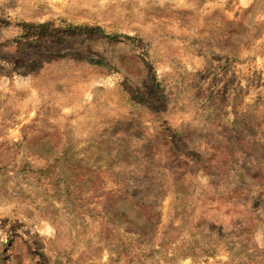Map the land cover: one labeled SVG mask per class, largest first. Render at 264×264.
<instances>
[{
	"label": "rangeland",
	"instance_id": "1",
	"mask_svg": "<svg viewBox=\"0 0 264 264\" xmlns=\"http://www.w3.org/2000/svg\"><path fill=\"white\" fill-rule=\"evenodd\" d=\"M0 23V264H264V0H0ZM43 51L89 60L19 72ZM146 175L150 233L118 182Z\"/></svg>",
	"mask_w": 264,
	"mask_h": 264
},
{
	"label": "trees",
	"instance_id": "2",
	"mask_svg": "<svg viewBox=\"0 0 264 264\" xmlns=\"http://www.w3.org/2000/svg\"><path fill=\"white\" fill-rule=\"evenodd\" d=\"M67 26H68V28H70V27L82 28V25L68 24ZM92 27H94V26H92ZM31 28L35 29L36 31L44 29V30H47V31H49L51 33L55 32V25L52 22H43V23H39V24L25 23L22 26V29H21L22 33L17 38L18 42H16V43H19L21 41L24 42L26 40H32V41H35V43L39 42L37 40V37L34 34H32V32L30 31ZM94 29H100V28L99 27H94ZM100 32H101V34H103V35H105V36H107L108 38H111V39L118 37L117 35L106 34L103 30H100ZM70 38H72V37H67V39H70ZM7 47H9V44L0 43V49L7 48ZM65 57L72 58V59H75V60H81V61L89 60V59H87V57L76 56L72 52H69V51H67V52H65L63 54L54 53V52L49 53L48 51H43V52L40 53V55L29 54V55H27V56H25L23 58L18 57L16 59V62H20V61L21 62H25L26 61L27 65L24 66V71H19L21 74H25L26 75V74H30V73H36L39 70H41L44 67L45 64L50 63L52 61L59 60L61 58H65ZM0 61L4 62V60L1 57H0ZM90 61L94 62V63H97V64H100V65H103V66H107L108 65L103 60H98V61L90 60ZM14 64L17 65L16 63H14ZM2 74L3 73L0 72V75H2ZM118 182H120L122 184H125V185H131L134 189H136V191H134L135 193H133V194L129 193L127 197L129 199H131L137 205L142 204V203H140L138 201L139 200V197H138L139 196V192L142 191V189L143 190L145 189L147 191L148 189L146 188V185L148 183H150V184L162 183V181H160V179H157L155 177H149L147 175L143 176V177L132 178L131 179V183H127L126 181H122V180H119ZM113 198H114V201H113V217L119 222L123 221V220L126 221L125 219L127 218V215L124 212L120 211L118 208H116V205L119 202V199L121 197L120 196L119 197L118 196H113ZM140 207H141V210L144 212V215L146 216V220H147V224L145 226H143V229L145 231H149L148 233L153 232V231H150V228L153 230L157 226L158 221H159V213L156 210V208L159 207L158 203L157 202L154 203V205L151 206V207H146L144 205L140 206Z\"/></svg>",
	"mask_w": 264,
	"mask_h": 264
}]
</instances>
